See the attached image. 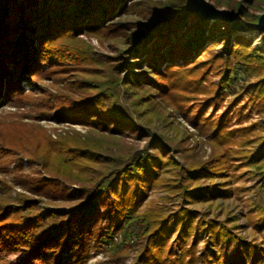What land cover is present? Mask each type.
<instances>
[{
  "label": "trees",
  "instance_id": "1",
  "mask_svg": "<svg viewBox=\"0 0 264 264\" xmlns=\"http://www.w3.org/2000/svg\"><path fill=\"white\" fill-rule=\"evenodd\" d=\"M204 1L250 24L261 14L249 8L264 10V0ZM146 2L0 0V254L25 264H93L97 252L106 258L94 264H264V207L244 226L193 206L230 198L244 166L264 177V121L243 124L247 104L234 111L245 92L264 114V75L235 88L251 62L264 67L259 32L204 17L192 0ZM135 11L146 20H113ZM123 33L115 56L83 37ZM24 159L38 167L24 171ZM156 188L174 192L175 206L144 207Z\"/></svg>",
  "mask_w": 264,
  "mask_h": 264
},
{
  "label": "rangeland",
  "instance_id": "2",
  "mask_svg": "<svg viewBox=\"0 0 264 264\" xmlns=\"http://www.w3.org/2000/svg\"><path fill=\"white\" fill-rule=\"evenodd\" d=\"M146 5L151 7H156L157 5L154 3V0H151V2H148L149 0H146ZM210 4V3H209ZM214 5V4H212ZM215 6V5H214ZM217 7V6H216ZM224 8V7H219ZM227 9V8H226ZM232 10V9H229ZM250 11L255 12L257 14L264 13V10L257 9V8H249ZM211 19V18H210ZM113 20L116 21H126V22H140L142 20H146L145 17H143V13L139 11H135L133 13H122L117 15ZM234 26V25H233ZM235 27V26H234ZM238 30L241 31H247V32H254L258 31L259 33L255 35V37L252 40L253 46H259L262 47L264 45V31H260L258 29H240L238 27H235ZM86 39L90 38L89 40L94 44L96 47V50L107 55V56H115L118 54V51L124 46V40L126 38V34L123 33L119 37H106L102 41L97 40L96 38L89 37V36H83ZM221 48V45L218 46L217 50ZM216 50V51H217ZM133 60H137L135 57ZM236 62L235 59H233V63ZM258 62L254 61L251 62L250 67L240 74L239 81L237 83V86L235 87L238 92L242 91L244 89V86L247 84H255L258 79L264 75V67L260 69V73L255 70L257 68ZM254 67V69L252 68ZM80 78L77 75L74 77ZM218 76H213V79L217 80ZM234 95L228 94L226 100L224 101V104L227 105L229 100ZM243 99L239 102V104L235 107L234 110L237 112L238 108L242 106V104H247V107L244 109V113H247L249 110L251 112V117L248 120H245L243 124H249L250 122L254 120H261L264 121V114L260 113L258 111V108H251L250 101H249V94L243 92ZM5 110H11L14 111L13 107L6 106ZM221 112V110L219 111ZM236 119H233V126L238 125L235 121ZM46 122V125H55L56 123H53L51 121H43ZM187 125L190 129H193L192 126L187 122ZM66 125H59V127H65ZM78 129H83L82 126H77ZM207 148V149H206ZM209 147L201 148L202 155L205 156L209 153ZM23 170L26 172H31L33 169L38 167V164H32L27 159H24L23 163ZM14 163L10 166L13 167ZM249 166H244L243 168L239 169L237 172L239 175H241L238 180L234 183V185L238 186V190L233 193V195L230 198L227 199H217L213 201V204L210 203H198L194 204L193 206L197 208H201L202 210L206 211L208 213V216L218 215L220 218H225L228 216H231L232 214H236L238 217V220L241 224L245 226L246 219L243 217L244 214L254 207H264V177H261L260 175H252V172L250 171ZM253 170V169H251ZM9 177L11 174L8 175ZM169 190L167 188H156L148 197L147 202L144 205V207L151 205V204H169L171 206H175V203L178 202L179 198L177 197L174 192L169 193ZM241 233L246 234L247 230L245 227H243L240 230ZM0 257L2 258L0 261V264H25V258L23 254L18 255H10V256H4L3 254H0ZM106 257L102 252H97L92 255L88 263H96L99 260L105 259Z\"/></svg>",
  "mask_w": 264,
  "mask_h": 264
},
{
  "label": "water",
  "instance_id": "3",
  "mask_svg": "<svg viewBox=\"0 0 264 264\" xmlns=\"http://www.w3.org/2000/svg\"><path fill=\"white\" fill-rule=\"evenodd\" d=\"M192 1L194 3L192 9L199 11L204 17L211 19H227L230 20L235 27H238L240 29H258L260 31H264V13L260 15L259 20L256 24H250L244 22L235 10L219 8L205 2L204 0Z\"/></svg>",
  "mask_w": 264,
  "mask_h": 264
}]
</instances>
